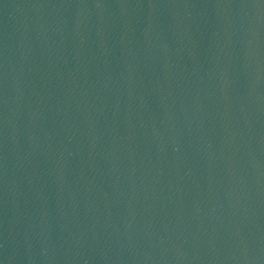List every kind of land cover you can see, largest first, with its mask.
Here are the masks:
<instances>
[{"label":"water","instance_id":"water-1","mask_svg":"<svg viewBox=\"0 0 264 264\" xmlns=\"http://www.w3.org/2000/svg\"><path fill=\"white\" fill-rule=\"evenodd\" d=\"M0 264H264V0H0Z\"/></svg>","mask_w":264,"mask_h":264}]
</instances>
